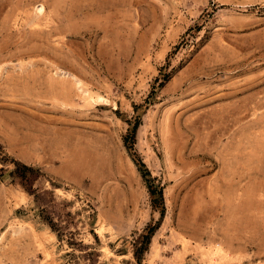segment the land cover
<instances>
[{"label": "rangeland", "instance_id": "1", "mask_svg": "<svg viewBox=\"0 0 264 264\" xmlns=\"http://www.w3.org/2000/svg\"><path fill=\"white\" fill-rule=\"evenodd\" d=\"M0 146V264H264V0H0Z\"/></svg>", "mask_w": 264, "mask_h": 264}, {"label": "trees", "instance_id": "2", "mask_svg": "<svg viewBox=\"0 0 264 264\" xmlns=\"http://www.w3.org/2000/svg\"><path fill=\"white\" fill-rule=\"evenodd\" d=\"M9 158L6 156V154L3 152L1 146H0V163L5 166L9 163ZM20 167V169L18 168ZM31 168L25 166V165H20L19 164H15V170L10 172V176L14 179H17V181L19 182V184L26 189L27 191L30 190L29 188V180L27 178L26 175H28L29 173H31Z\"/></svg>", "mask_w": 264, "mask_h": 264}, {"label": "bare ground", "instance_id": "3", "mask_svg": "<svg viewBox=\"0 0 264 264\" xmlns=\"http://www.w3.org/2000/svg\"><path fill=\"white\" fill-rule=\"evenodd\" d=\"M219 253V252H218Z\"/></svg>", "mask_w": 264, "mask_h": 264}]
</instances>
